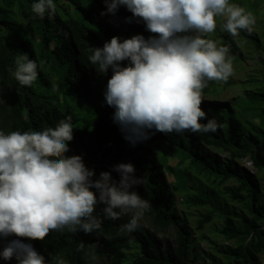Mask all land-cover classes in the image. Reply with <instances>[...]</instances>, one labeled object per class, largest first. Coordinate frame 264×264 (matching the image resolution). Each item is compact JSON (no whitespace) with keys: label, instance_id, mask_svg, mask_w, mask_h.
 <instances>
[{"label":"trees","instance_id":"trees-1","mask_svg":"<svg viewBox=\"0 0 264 264\" xmlns=\"http://www.w3.org/2000/svg\"><path fill=\"white\" fill-rule=\"evenodd\" d=\"M34 2L0 0V131H41L71 117L73 140L66 155H81L97 176L110 171L116 180L113 165L133 164L143 183L132 190L152 207L140 220L147 231L139 227L121 233L127 215L104 219L102 230L92 234L64 230L19 239L31 243L46 264L58 258L66 264H197L200 256L210 264H263L264 0H230L253 14L254 25L260 20L258 31L241 30L232 37L218 17L215 32L206 37L229 48L232 65L251 55L263 66L260 77L244 82L236 102L219 100L234 85L231 77L222 87L212 81L203 90L201 108L221 127L215 133L155 132L135 146L124 139L113 123L114 109L104 102L111 70L98 74L88 57L91 47H103L114 36L151 34L143 24L126 22L132 14L124 7L115 16L101 15L104 0H54L55 13L44 18L32 12ZM24 54L38 65V78L30 87L20 86L12 76L16 59ZM247 162L255 173L245 167ZM177 197L184 211L197 212L193 228L187 216L179 215ZM102 207L94 213L101 218ZM216 223L223 244L214 243L211 255L199 250L195 237L205 240L204 231ZM168 235L170 242L159 238ZM6 243L0 239V249ZM0 264L16 260L0 259Z\"/></svg>","mask_w":264,"mask_h":264},{"label":"clouds","instance_id":"clouds-1","mask_svg":"<svg viewBox=\"0 0 264 264\" xmlns=\"http://www.w3.org/2000/svg\"><path fill=\"white\" fill-rule=\"evenodd\" d=\"M101 15L115 16L120 7L132 15L128 23L143 24L149 32L130 38L118 36L103 47H91L89 63L98 74L111 77L103 93L114 109L113 123L135 146L155 134L215 133L221 125L201 108L202 93L210 81L227 82L233 74L229 48L207 35L222 30L237 37L253 30L255 17L230 0H104ZM54 0H36L32 12L44 18L55 13ZM126 62V63H124ZM38 65L27 54L18 57L13 78L30 87ZM207 122L202 124L201 121ZM71 117L41 131H0V259L16 264H46L31 243L19 238H45L51 231L92 234L104 219L130 218L120 232L131 234L151 209L134 186L143 183L131 163H119L97 176L81 155H66L73 140ZM98 205L103 218L95 215ZM9 237H15L8 240ZM83 247V246H82ZM55 264H66L58 258Z\"/></svg>","mask_w":264,"mask_h":264},{"label":"rangeland","instance_id":"rangeland-1","mask_svg":"<svg viewBox=\"0 0 264 264\" xmlns=\"http://www.w3.org/2000/svg\"><path fill=\"white\" fill-rule=\"evenodd\" d=\"M259 24H260V20L257 21L256 25H253L252 32L258 31ZM243 51L247 52L246 49H244ZM233 69H234L233 74L230 77L234 81V85L228 87L227 89L223 90V92H221V96L219 100H221L222 102H232V103L236 102V100L239 98V96L242 93L244 82L248 79V77H260L263 70V66L257 61V59H254L253 56L247 55L245 61L233 65ZM223 85L224 83L222 81L218 82L219 87H222ZM245 167L251 170L252 173H255V170L252 169V166L249 162L245 163ZM170 181H172V178L170 179ZM176 201H177V211L179 215H182L183 217L187 216V218L190 221V226L193 228L197 212L184 211V207L181 205V201H182L181 198L177 197ZM126 216L127 215H124L122 216V218H125ZM140 227L145 231L148 230V226L144 221H140ZM218 228H220V224L218 223L208 227L204 231V236L206 237V239L203 241L199 240V235H196L195 242L200 251L207 252L213 255L214 243L217 245L223 244V240L216 234V230H218ZM159 238L163 243L171 241V237L169 235L160 236ZM262 261L264 264V255L262 256ZM203 262L205 264H210V262L204 261L203 258L200 256L197 264H203Z\"/></svg>","mask_w":264,"mask_h":264}]
</instances>
